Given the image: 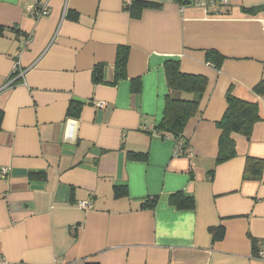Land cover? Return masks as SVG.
<instances>
[{
  "label": "crops",
  "instance_id": "0c3cea01",
  "mask_svg": "<svg viewBox=\"0 0 264 264\" xmlns=\"http://www.w3.org/2000/svg\"><path fill=\"white\" fill-rule=\"evenodd\" d=\"M148 1L160 7L133 19L126 0H0V264H264V166L244 179L248 157L264 162V0ZM39 5L48 15L34 18ZM119 47L126 77L113 84ZM168 62L206 79L184 156L153 133ZM228 93L257 101L262 121L215 165ZM178 193L193 209L170 204Z\"/></svg>",
  "mask_w": 264,
  "mask_h": 264
},
{
  "label": "trees",
  "instance_id": "16d2710c",
  "mask_svg": "<svg viewBox=\"0 0 264 264\" xmlns=\"http://www.w3.org/2000/svg\"><path fill=\"white\" fill-rule=\"evenodd\" d=\"M160 4L148 0H128L125 2V10L133 19H139L143 10L157 9ZM262 9V8H261ZM260 8L249 9V14H255ZM1 32V29H0ZM1 34V33H0ZM128 60V48L119 47L116 53L114 63V78L113 84L118 80L126 77V67ZM222 56L215 51L207 52V61L215 68H218ZM165 76L167 87L169 90L165 99V107L160 123L154 128L153 133L160 138L170 137L174 141V145L181 142L180 156L186 153L187 142L184 140L183 132L187 122L199 113V101L205 90L206 79L202 76H195L183 74L175 62H168L165 67ZM17 74V71L15 72ZM14 73V74H15ZM102 67H97L93 71L92 81L95 85L102 84ZM132 92L138 93L140 88L139 80L131 82ZM254 92L261 96L264 95V81L260 82L255 88ZM177 94H191V100H185L173 96ZM226 110L217 123L220 130V137L218 140V151L215 158V165L225 163L236 157V136H242L247 141L250 140L254 126L262 121L260 114V107L257 101H247L235 97L232 93L226 96ZM3 119V112L0 109V129ZM174 146V149H175ZM130 159L146 160L145 154L130 153ZM264 162L262 160L247 158L244 167V179H257L262 171ZM211 174V173H209ZM156 198L149 200L141 205L142 208L154 209L156 205ZM170 204L177 210H191L194 207L192 197L184 194H174L170 198ZM211 241L216 242L223 236V228L221 226L211 227L209 229ZM254 251V250H253ZM258 253L255 252V257L258 258Z\"/></svg>",
  "mask_w": 264,
  "mask_h": 264
},
{
  "label": "built area",
  "instance_id": "2783aa9c",
  "mask_svg": "<svg viewBox=\"0 0 264 264\" xmlns=\"http://www.w3.org/2000/svg\"><path fill=\"white\" fill-rule=\"evenodd\" d=\"M126 2H128V0H126ZM193 2L196 5H203V1L202 0H193ZM211 3L214 2V0L210 1ZM219 3L221 5H225L227 3L226 0H219ZM31 11V15L34 18H42L48 15V11H47V7L44 5H39L36 8H32L30 9ZM15 72L17 71V68L15 67ZM18 72V71H17ZM18 76H22V72L18 74ZM98 108H103V104L102 103H98L96 105ZM181 149V142H179L178 144H176L175 149H174V156H178L179 155V150ZM187 157H190V154H186ZM6 174V170H2L1 171V176L2 178L5 176ZM81 207H86L87 205L85 203H80ZM258 259L261 260L264 263V247L259 251L258 253ZM70 264H75V263H70Z\"/></svg>",
  "mask_w": 264,
  "mask_h": 264
}]
</instances>
